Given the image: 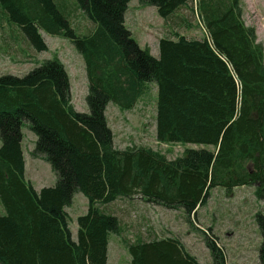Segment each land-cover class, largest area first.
I'll return each mask as SVG.
<instances>
[{
  "label": "trees",
  "instance_id": "obj_1",
  "mask_svg": "<svg viewBox=\"0 0 264 264\" xmlns=\"http://www.w3.org/2000/svg\"><path fill=\"white\" fill-rule=\"evenodd\" d=\"M72 1L94 24L87 34L75 30L63 0H0V20L35 52L48 50L43 33L70 40L86 65L89 108L74 107L56 57L23 77L0 76V264H109L110 237L122 226L104 207L120 199L181 211L193 227L215 188L255 187L264 202V47L244 21L243 0H138L175 29L185 24L178 11L197 4L206 37L161 38L158 57L126 25L132 0ZM150 85L157 141L201 148L168 159L151 148L116 147L109 104L132 110ZM25 126L36 135L32 156L56 174L52 187L36 191L26 181ZM77 194L88 211L73 240L67 209ZM256 221L264 264V213ZM211 231H202L211 264H226ZM151 237L126 243L130 264H200L179 239Z\"/></svg>",
  "mask_w": 264,
  "mask_h": 264
},
{
  "label": "rangeland",
  "instance_id": "obj_2",
  "mask_svg": "<svg viewBox=\"0 0 264 264\" xmlns=\"http://www.w3.org/2000/svg\"><path fill=\"white\" fill-rule=\"evenodd\" d=\"M63 1L70 12L75 30L82 35L89 33L94 24L81 11L75 9L72 0ZM243 6L246 25L255 28L258 41L264 47V0H243ZM177 14L184 18L185 24L178 25L175 29L158 15L156 7L141 5L138 0H132L126 25L139 46L148 47L150 54L158 57L161 38L171 37L173 34L187 38L206 37L197 14L196 3L183 8ZM43 37L48 50L35 52L15 26L0 20V76L8 74L23 77L45 61L56 57L64 64L70 77L74 107L78 112L88 113V80L82 55L70 40L62 36L43 33ZM156 104L157 87L154 85L149 86L146 95L132 110L124 111L114 103L109 104L107 120L115 132V145L118 149L151 148L163 153L168 159H176L187 149L201 148L197 145L159 143L155 127ZM22 132L25 153L29 161H32L28 152L33 151L36 135L26 126ZM29 161L28 178L36 190L55 184L57 177L49 163L33 161L30 164ZM249 168L252 169V166ZM104 210L117 215L122 226L120 234L110 237L109 264H130L131 256L126 243H134L141 238L149 240L151 235L158 238L175 237L200 264H211L212 258L203 242L202 234V231L209 229L223 249L226 264H259L262 238L256 216L264 213V202L257 198L255 187H238L231 193H227L224 188H215L208 203L199 209L193 222L194 227L185 220L181 211L148 205L138 198L120 199L113 205L104 207ZM133 214L140 219H136Z\"/></svg>",
  "mask_w": 264,
  "mask_h": 264
},
{
  "label": "crops",
  "instance_id": "obj_3",
  "mask_svg": "<svg viewBox=\"0 0 264 264\" xmlns=\"http://www.w3.org/2000/svg\"><path fill=\"white\" fill-rule=\"evenodd\" d=\"M126 16H127V14H126ZM71 90H72V84H71ZM72 102H73V100H72ZM108 110H109V108L107 109V112H106L107 118H108ZM113 133H114V141H115L116 138H115V132H114V130H113ZM23 152H24V160H25V177H26V181H28V182L31 183V181L29 180L30 178H28V173H27V171H28L27 170V163H28L29 159H28V157H27V155L25 153L24 145H23ZM28 154H29V158L32 160V161H29L30 164H33L34 163L33 161H40V162L41 161H44V162L48 163L42 157H34V156H32V151L28 152ZM51 169H52V167H51ZM54 185H52V186H54ZM52 186H48V187H52ZM43 188H45V187H42L41 190ZM36 191H38V190H36ZM72 211L74 212L73 215L71 214ZM87 211H88V200H87V198L83 194H77L75 196L74 200H73V204L71 205L70 208L67 209V212H68V215H69V218H70V230L72 232V238H73V240H76L77 239V233H78V225L76 226L77 219L80 216L85 215L87 213ZM4 213H5L4 212V209H3V207H2V205L0 203V215H4Z\"/></svg>",
  "mask_w": 264,
  "mask_h": 264
},
{
  "label": "built area",
  "instance_id": "obj_4",
  "mask_svg": "<svg viewBox=\"0 0 264 264\" xmlns=\"http://www.w3.org/2000/svg\"><path fill=\"white\" fill-rule=\"evenodd\" d=\"M151 216H153V214H150ZM136 219H137V215H133ZM155 216V215H154ZM156 217V216H155ZM155 219V218H154Z\"/></svg>",
  "mask_w": 264,
  "mask_h": 264
}]
</instances>
